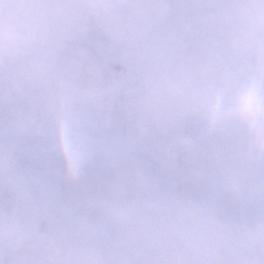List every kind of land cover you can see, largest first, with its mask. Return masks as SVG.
<instances>
[{
  "label": "clouds",
  "instance_id": "clouds-1",
  "mask_svg": "<svg viewBox=\"0 0 264 264\" xmlns=\"http://www.w3.org/2000/svg\"><path fill=\"white\" fill-rule=\"evenodd\" d=\"M0 264H264V0H0Z\"/></svg>",
  "mask_w": 264,
  "mask_h": 264
}]
</instances>
